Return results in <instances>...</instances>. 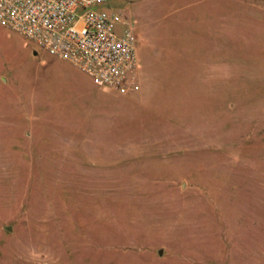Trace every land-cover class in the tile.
Here are the masks:
<instances>
[{
    "label": "rangeland",
    "instance_id": "obj_1",
    "mask_svg": "<svg viewBox=\"0 0 264 264\" xmlns=\"http://www.w3.org/2000/svg\"><path fill=\"white\" fill-rule=\"evenodd\" d=\"M111 6L127 94L0 25V264H264V0Z\"/></svg>",
    "mask_w": 264,
    "mask_h": 264
},
{
    "label": "built area",
    "instance_id": "obj_2",
    "mask_svg": "<svg viewBox=\"0 0 264 264\" xmlns=\"http://www.w3.org/2000/svg\"><path fill=\"white\" fill-rule=\"evenodd\" d=\"M114 0H0V25L67 60L103 89L139 90L133 27Z\"/></svg>",
    "mask_w": 264,
    "mask_h": 264
},
{
    "label": "water",
    "instance_id": "obj_3",
    "mask_svg": "<svg viewBox=\"0 0 264 264\" xmlns=\"http://www.w3.org/2000/svg\"><path fill=\"white\" fill-rule=\"evenodd\" d=\"M161 251V249H159V252Z\"/></svg>",
    "mask_w": 264,
    "mask_h": 264
}]
</instances>
